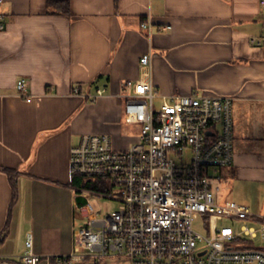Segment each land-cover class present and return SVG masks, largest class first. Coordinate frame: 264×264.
<instances>
[{
  "label": "crops",
  "instance_id": "1",
  "mask_svg": "<svg viewBox=\"0 0 264 264\" xmlns=\"http://www.w3.org/2000/svg\"><path fill=\"white\" fill-rule=\"evenodd\" d=\"M262 1L70 0L67 17L49 14L48 0H3L1 264H19L30 236L39 264L72 254L86 209L72 184L71 150L85 135H108L118 151L137 142L126 134V83L140 78L148 53L156 99L233 100L234 163L214 193L221 204L264 214V44L250 42L264 30ZM22 79L30 100L17 92ZM98 90L103 96L91 101Z\"/></svg>",
  "mask_w": 264,
  "mask_h": 264
},
{
  "label": "built area",
  "instance_id": "2",
  "mask_svg": "<svg viewBox=\"0 0 264 264\" xmlns=\"http://www.w3.org/2000/svg\"><path fill=\"white\" fill-rule=\"evenodd\" d=\"M151 26L141 25L146 31ZM250 42L262 46L264 30ZM140 69V78L126 83L132 92L124 107L127 122L142 128L137 142L118 151L108 135H86L71 150L72 176L106 180L113 188H78V196L115 197L118 210L76 231L72 254L57 258V264H99L110 257L130 264H264V246L257 248L253 241L257 231L264 235V215L235 202L218 203L213 189L221 170L234 163L233 100L192 94L165 99L157 108L151 53L142 56ZM27 88L26 80L18 81L19 96L30 100ZM103 94L98 90L90 99ZM85 209V216L101 213L90 200ZM197 220L206 235L194 228ZM242 222L256 228L242 225L239 230ZM26 247L29 252L19 264H39L32 236Z\"/></svg>",
  "mask_w": 264,
  "mask_h": 264
},
{
  "label": "rangeland",
  "instance_id": "3",
  "mask_svg": "<svg viewBox=\"0 0 264 264\" xmlns=\"http://www.w3.org/2000/svg\"><path fill=\"white\" fill-rule=\"evenodd\" d=\"M155 104L157 108H160L163 104L162 100L156 99L155 100ZM126 124V134L127 137L129 138H133L136 141L139 138V135L141 134V126L140 125H135V124H131L128 123L126 118H125ZM86 136V135H85ZM216 185V184H214ZM217 193V192H216ZM89 196V199H82V204L81 206H79V210L85 208L87 206L88 201L90 200L91 203L94 205L96 212H100V214H90L89 216H83L81 213L78 215V228L81 229V227H85L88 222H90L91 220H94L95 218H99L102 219L108 215H111L115 212H117L118 210V203L115 201V197H113L112 199H106V198H98V199H94L91 195L87 194ZM83 201L85 202L83 204ZM218 203H220L217 200ZM222 204H224V202H222ZM247 205V204H245ZM244 206V205H243ZM252 214L254 215H264L261 213H258L257 211H252ZM242 225H247L249 227H253L254 225H252L251 223H240L238 226V229L240 230V227ZM256 228V226H254ZM194 228L202 235H206V231L205 228L203 226V223L201 220H197L194 223ZM257 236L258 238L254 239V244L256 245L257 248H261L264 246V235H262L261 232L257 231ZM102 264H130V261L124 258H119V257H110L105 259Z\"/></svg>",
  "mask_w": 264,
  "mask_h": 264
},
{
  "label": "trees",
  "instance_id": "4",
  "mask_svg": "<svg viewBox=\"0 0 264 264\" xmlns=\"http://www.w3.org/2000/svg\"><path fill=\"white\" fill-rule=\"evenodd\" d=\"M49 14L71 16L70 0H48ZM72 184L77 186V189H84L93 192H110L113 190L112 185L106 180H99L93 182H86L80 177L73 176ZM107 184V185H106ZM52 264H57L56 260L52 261Z\"/></svg>",
  "mask_w": 264,
  "mask_h": 264
}]
</instances>
